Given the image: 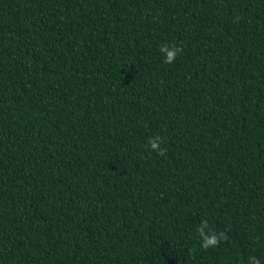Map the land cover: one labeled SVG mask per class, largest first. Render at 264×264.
<instances>
[{"label": "trees", "instance_id": "obj_1", "mask_svg": "<svg viewBox=\"0 0 264 264\" xmlns=\"http://www.w3.org/2000/svg\"><path fill=\"white\" fill-rule=\"evenodd\" d=\"M205 220L227 235L207 250ZM252 256L264 0H0V264Z\"/></svg>", "mask_w": 264, "mask_h": 264}, {"label": "clouds", "instance_id": "obj_2", "mask_svg": "<svg viewBox=\"0 0 264 264\" xmlns=\"http://www.w3.org/2000/svg\"><path fill=\"white\" fill-rule=\"evenodd\" d=\"M181 50L182 49H180L178 46L169 47L167 44L161 45L159 48V51L161 53H164L165 63L174 62L175 58ZM147 143L150 147V150L156 151L159 155L164 154L165 149L160 147V145L163 143V139L159 135H154L150 137ZM196 231L200 238V247L204 250H207L209 248H215L221 241L227 239V235L225 232H216L214 229L209 227L208 222L206 220L201 221ZM249 260L250 264H261L260 259L255 256L250 257Z\"/></svg>", "mask_w": 264, "mask_h": 264}]
</instances>
